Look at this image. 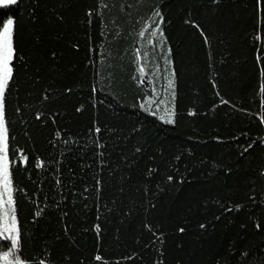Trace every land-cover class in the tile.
Listing matches in <instances>:
<instances>
[{
  "label": "trees",
  "instance_id": "trees-1",
  "mask_svg": "<svg viewBox=\"0 0 264 264\" xmlns=\"http://www.w3.org/2000/svg\"><path fill=\"white\" fill-rule=\"evenodd\" d=\"M8 14L22 258L264 264V0H17ZM173 70L168 124L140 105L172 107Z\"/></svg>",
  "mask_w": 264,
  "mask_h": 264
},
{
  "label": "snow or ice",
  "instance_id": "snow-or-ice-1",
  "mask_svg": "<svg viewBox=\"0 0 264 264\" xmlns=\"http://www.w3.org/2000/svg\"><path fill=\"white\" fill-rule=\"evenodd\" d=\"M17 4V0H0V264H32L27 258H22V232L18 221V208L15 200V193L19 191L14 188L13 173L11 171L10 153L13 150L10 146V131L8 127V122L6 119V91L9 89L10 81L14 76V60L16 59V49L14 47V28L16 25V18L12 14H8L6 18H3L5 13L11 12V6ZM258 7L262 6V0H256ZM156 15L163 20V16L159 12ZM193 23H195L193 21ZM198 29L200 26L195 25ZM155 30L160 35L159 43L164 45L166 42V37L164 35L162 25L156 24ZM201 35H204V30L200 29ZM140 36H144L145 33L141 31ZM151 43V41H150ZM205 43H209L207 37L205 36ZM171 48L168 49V53H171ZM139 54V49H137ZM55 53H53V56ZM147 56V53L144 54ZM264 59V57L257 54L256 60L259 62ZM171 61L165 56V65L170 64ZM157 67H159L157 65ZM145 71L143 66L139 67V72L143 74ZM167 71V67L165 68ZM172 78L167 79V87L163 89L164 95L168 96L169 93L172 97V107H169V101L166 99H161L156 105L155 110L151 107H145L142 103L140 105L144 111L150 112L153 116H158L161 121L168 124L175 123L176 110L174 101L176 98V82H175V72L171 73ZM143 82V80L141 81ZM259 90L261 95H264V68L261 69V83L259 85ZM155 91V89H153ZM219 95V93H217ZM151 105V101L148 102ZM221 103H227V101L221 100ZM163 105V108H161ZM39 118V116L37 117ZM261 121L264 122V116H261ZM99 132L100 129L95 130ZM59 135V133H57ZM252 145H249V148ZM247 151V149L245 150ZM23 150H21V159L27 161V157L24 156ZM14 154V153H13ZM43 162L40 161L37 166H40ZM172 176L168 177L171 181ZM235 207L239 208L240 205ZM36 216H40L41 212L37 211ZM99 230V225L95 226ZM201 228L205 225L201 224ZM261 225H257V228H261ZM180 232H184V228L179 229ZM97 261L101 259L99 255L95 257ZM40 264H45V261L41 260ZM243 264H247V259Z\"/></svg>",
  "mask_w": 264,
  "mask_h": 264
}]
</instances>
